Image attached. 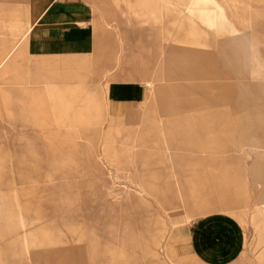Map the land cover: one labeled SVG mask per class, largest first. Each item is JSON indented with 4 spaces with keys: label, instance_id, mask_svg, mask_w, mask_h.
<instances>
[{
    "label": "rangeland",
    "instance_id": "obj_1",
    "mask_svg": "<svg viewBox=\"0 0 264 264\" xmlns=\"http://www.w3.org/2000/svg\"><path fill=\"white\" fill-rule=\"evenodd\" d=\"M80 1L92 13L94 51L38 57L26 44L28 0H0V57L20 42L0 69L8 159L0 171L9 180L0 184V261L32 264L42 248L34 242L49 238L48 264L93 262L90 231L117 216L138 234L137 252L114 254L135 258L129 264H264L261 186L248 169L264 164V0ZM181 63L203 73L180 74ZM113 81L140 82L145 101L112 106ZM188 118L201 131L186 149ZM25 138L36 153L46 138L37 153L45 180L16 181L21 158L38 171L17 149ZM7 207L19 228L13 238ZM207 214L237 226L241 248L225 260L196 253L193 230ZM41 228L47 234L24 236ZM223 247L218 239L205 252Z\"/></svg>",
    "mask_w": 264,
    "mask_h": 264
},
{
    "label": "crops",
    "instance_id": "obj_2",
    "mask_svg": "<svg viewBox=\"0 0 264 264\" xmlns=\"http://www.w3.org/2000/svg\"><path fill=\"white\" fill-rule=\"evenodd\" d=\"M188 6L189 5L187 4V7ZM219 7L223 13V7L220 4ZM91 23L92 13L80 0H28L27 31L25 36L28 51L32 55L38 57L90 55L96 46L94 28ZM19 44L20 42L0 57V69L9 62ZM189 56L191 57V55ZM191 60L194 59H185V61L189 62H191ZM173 64L174 67L178 65L175 59ZM191 68L193 69L191 70ZM195 68V65L181 63L180 70H177V72L180 74L181 71L184 73L191 71L195 74L203 73L202 69ZM147 85L150 86L151 83L148 82ZM107 91L110 104L122 111L130 106L134 107L139 105L145 101L147 97L146 88L143 87V84L137 81H113L109 83ZM211 117H215V115ZM185 122H187L188 126L184 132L185 140H183L184 144H182L181 147L187 149L188 146L194 147V145H197L196 139L197 136H199L201 129H197L192 124L191 118H188ZM45 139L46 138L37 139V153L38 151L41 152L43 147L42 141ZM26 140L29 139H20V143L17 144V149L26 150L25 156L29 157L27 159L36 162L35 165L37 166L38 171H32L35 170L33 166L34 164L31 162L28 163L25 159L21 158L15 164L16 170L19 171V176L16 181L25 184L27 182L45 180V177L41 172V168H43L44 165L42 159L37 155L35 148L32 149V147L27 145L25 142ZM251 145L254 146V143ZM51 149L52 153L50 155H54L56 148L51 147ZM261 156L262 155L259 154L258 159H260ZM7 161L8 159L5 155H0V167L4 168ZM248 169L251 171V175L255 181L253 184L254 189L261 186V189L257 191L255 195V200L258 205L260 203L264 204V164L260 161H256ZM248 169H246L245 172L248 171ZM27 170H29V172H27ZM30 170L32 172H30ZM239 172L241 174L242 169H238L237 173ZM176 183H178L180 187L183 186L180 178H177ZM0 184H9L8 178L3 177V171H0ZM166 184H168V182ZM62 186L63 185H61V187ZM209 208H211V206ZM210 210H206V212L209 211L208 213H212ZM228 219L229 218L220 219L215 214H207V216L201 220L203 223L200 222V225H196L197 227L193 230V238L195 239V244L198 248L196 250L198 257L209 255V258L213 261H216V259L217 261H221L227 259L230 254H234L240 250L242 244L239 239L240 236L238 235L237 226ZM4 220L8 227V235H10L11 238L18 236L19 228L14 220L13 212L9 207L4 211ZM108 221L109 220H104V222ZM129 224V220L116 216L110 224L108 222L106 227L100 228L98 231L92 229L90 231V254L94 260L93 262L91 260H86L82 263L129 264L136 262L133 257L132 259L129 258L123 260L114 257L118 248L130 250L131 252H137L139 249L140 244L138 242V234ZM45 234H47V231L41 228L38 230L35 229L31 232L26 230L24 236H32L36 238L38 235ZM228 235H231V237ZM218 239L220 244L222 243V246H224L223 249L216 251L212 255L205 252L207 246L211 245V243H214V241ZM35 242L34 246L42 248L35 250L30 255L31 263L48 264L47 260L49 259V254L47 253V247L56 244V241L49 238H43L42 240ZM50 259L53 260L55 258L51 256ZM0 264L7 263L0 261Z\"/></svg>",
    "mask_w": 264,
    "mask_h": 264
}]
</instances>
